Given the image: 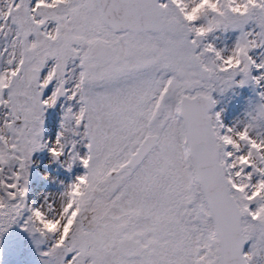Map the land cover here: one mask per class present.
Instances as JSON below:
<instances>
[{
  "label": "snow or ice",
  "instance_id": "obj_1",
  "mask_svg": "<svg viewBox=\"0 0 264 264\" xmlns=\"http://www.w3.org/2000/svg\"><path fill=\"white\" fill-rule=\"evenodd\" d=\"M216 29L240 30L230 57L204 43ZM0 38V264L34 245L43 152L87 187L41 264L264 261V140L210 114L238 75L264 80V0H0Z\"/></svg>",
  "mask_w": 264,
  "mask_h": 264
},
{
  "label": "rangeland",
  "instance_id": "obj_2",
  "mask_svg": "<svg viewBox=\"0 0 264 264\" xmlns=\"http://www.w3.org/2000/svg\"><path fill=\"white\" fill-rule=\"evenodd\" d=\"M239 35V29H216L207 35L204 43L213 45L221 55L230 57ZM225 38L226 40H224ZM16 46L13 50L19 53L21 49L18 47L19 45ZM0 50L2 49L0 48ZM262 53H264V49L254 50L252 56L256 57L258 62H264V54ZM237 55L239 56V54ZM0 58L3 60L8 59L2 53H0ZM253 75L255 76L257 73L254 72ZM242 79L243 76L238 75L234 78L235 82L231 87L212 93V97L216 101L213 116L219 113L220 123L225 130L232 129L234 133H239L248 127L252 135L256 136L258 140H264V120L259 121L258 127H250L257 123L254 120V117L257 116V107L264 104V80L257 83L255 80L250 79L248 82L241 84ZM62 151V148H57V155ZM31 163L28 200L29 207L35 209V211L29 217L31 225L29 234L34 245L25 242L22 249H20V261L16 264H41L37 249L48 247L57 234H59L57 242H62L70 223L75 219L76 213L68 218V224L64 221L57 227H52L47 224V221L55 212L66 216V205L78 202L87 187L86 178L74 181L75 177L84 170L76 167L71 159L66 158L56 162L49 159L47 153L43 152L34 154ZM67 169H71V171ZM261 191H264V189L258 188L257 194ZM49 221L51 222V220ZM250 247L251 241L245 244L244 251H249ZM260 264H264V261H261Z\"/></svg>",
  "mask_w": 264,
  "mask_h": 264
},
{
  "label": "water",
  "instance_id": "obj_3",
  "mask_svg": "<svg viewBox=\"0 0 264 264\" xmlns=\"http://www.w3.org/2000/svg\"><path fill=\"white\" fill-rule=\"evenodd\" d=\"M214 107V106H213ZM213 109V108H212ZM211 109V110H212ZM210 110V111H211ZM2 207V206H0ZM18 253V252H17ZM4 260L5 264H15V249L12 248L10 244L5 245V252H4ZM20 260V251L17 254L16 261L18 262Z\"/></svg>",
  "mask_w": 264,
  "mask_h": 264
},
{
  "label": "bare ground",
  "instance_id": "obj_4",
  "mask_svg": "<svg viewBox=\"0 0 264 264\" xmlns=\"http://www.w3.org/2000/svg\"><path fill=\"white\" fill-rule=\"evenodd\" d=\"M65 215L63 214H60L58 212H55L54 215H52L48 221H47V224L50 225V226H55L57 227L60 223L64 222L65 221ZM51 220V222L49 221ZM20 250H15V264L17 263L16 261V258H17V254L19 253ZM18 252V253H17Z\"/></svg>",
  "mask_w": 264,
  "mask_h": 264
},
{
  "label": "flooded vegetation",
  "instance_id": "obj_5",
  "mask_svg": "<svg viewBox=\"0 0 264 264\" xmlns=\"http://www.w3.org/2000/svg\"><path fill=\"white\" fill-rule=\"evenodd\" d=\"M58 2H59V0H53V6H55ZM11 45H12V42L10 40L4 39V38H0V48L1 49L6 48V47L10 48Z\"/></svg>",
  "mask_w": 264,
  "mask_h": 264
}]
</instances>
